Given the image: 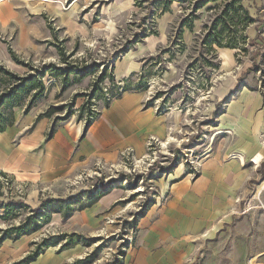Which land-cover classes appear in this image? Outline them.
<instances>
[{
	"label": "rangeland",
	"instance_id": "1",
	"mask_svg": "<svg viewBox=\"0 0 264 264\" xmlns=\"http://www.w3.org/2000/svg\"><path fill=\"white\" fill-rule=\"evenodd\" d=\"M202 1L0 0V94L23 80L25 86L13 96L19 105L12 111L20 122L29 115L51 113L44 117L50 128L76 123L86 127L87 111L104 109L102 93L113 89L122 96L128 85L130 91L142 93L145 107L162 116L167 128L163 137L152 135L159 141L151 149L148 138L142 155L134 152L126 158L121 151L115 161H106L121 165L119 172L103 170L99 176L94 160L70 177L81 176L75 185L69 179L58 188L31 185L15 200L31 209L47 198L82 199L72 205L74 216L64 215L65 210L51 213L47 224L30 233L35 242L25 256L43 238L63 233L76 235L75 243L52 264H129L148 203H164L173 183L199 175H189L193 166L201 171L207 156L236 143L234 131L221 125L220 115L243 84L251 92L263 90L264 40L258 42L253 35L254 28L256 37L262 31L264 0H240L243 10L225 20L228 32L223 36H218L220 17L232 0H208L200 7ZM244 11L253 21L243 27L238 17ZM238 36L249 43L240 39V48L228 46ZM214 39L221 45L211 44ZM231 77L234 83L220 95ZM238 132L242 141L245 133L242 128ZM170 135L176 141L164 146ZM145 155L149 161L138 167ZM257 170L261 175L240 190L225 218L210 225L215 230L192 238L184 264H264V171ZM32 191L37 196H29ZM89 192L101 200L90 219L76 213L90 203ZM2 197L0 190V202ZM31 213L18 209L13 217L0 218V228L19 225ZM47 230L51 234L44 236ZM63 243L45 259L60 253Z\"/></svg>",
	"mask_w": 264,
	"mask_h": 264
},
{
	"label": "crops",
	"instance_id": "2",
	"mask_svg": "<svg viewBox=\"0 0 264 264\" xmlns=\"http://www.w3.org/2000/svg\"><path fill=\"white\" fill-rule=\"evenodd\" d=\"M260 29V36L256 37L254 28L253 39L257 38L258 42L264 40V24ZM241 87L228 104L229 107L234 104L233 110L227 107L220 115L221 125L234 131L236 143L227 150L216 149L206 157L198 176L189 181L187 177L178 179L164 203L150 205L139 221L136 247L128 255L129 264H184L192 250V238L225 218V211L229 213L241 195L240 190L261 175L249 159L257 153L264 157V143L259 140V135L264 134V87L260 92H251L248 84ZM244 88L248 89L245 95ZM143 103L140 91L127 90L104 106L87 127L81 123L56 127L48 139L52 128L46 118L37 120L36 115H29L20 122L15 115V123L0 132V172L27 182L32 188H58L96 159L115 161L127 147L142 155L150 136L163 137L167 132L165 119ZM239 128L245 133L242 141ZM234 154L244 156V160L233 157ZM259 168L264 171V159ZM37 194L32 191L28 195ZM99 201L95 199L76 213L90 219ZM34 240L30 234L4 240L0 246V264L22 259ZM51 250H58V245L46 248L29 264H52L65 256L63 249L48 261L45 258Z\"/></svg>",
	"mask_w": 264,
	"mask_h": 264
},
{
	"label": "trees",
	"instance_id": "3",
	"mask_svg": "<svg viewBox=\"0 0 264 264\" xmlns=\"http://www.w3.org/2000/svg\"><path fill=\"white\" fill-rule=\"evenodd\" d=\"M206 2H209L208 0L202 1L200 4V7L206 4ZM240 0H232L229 2L226 6L225 9H223L222 16L220 17V20H222L221 25L222 29L218 33V36H223L225 32H228L226 22L225 20H232L234 17L237 16L239 10H243L242 5H239ZM232 15H231V14ZM230 14V15H229ZM239 22L242 24L244 27L247 25V23L252 22L253 19H251L248 16L247 11H244L241 15L238 17ZM216 27V26H215ZM216 29V28H215ZM240 39L243 40L242 43H244V40L246 38L244 36H238V39L235 40L234 44L228 45L232 48H237L241 42H236L240 41ZM211 44H220L217 42V39L210 40ZM221 45V44H220ZM59 69V68H58ZM62 70V69H59ZM67 73H71L70 69L66 70ZM7 75L11 76L13 79L18 80L17 76L12 75V73L6 72ZM66 74V73H65ZM103 79V78H102ZM101 79V80H102ZM21 80V79H19ZM23 80L21 82L13 85L10 87L6 92L0 94V132H3L6 130L7 127L12 126L15 123V115L14 112L12 111L15 106H18L19 103L13 98L15 93L19 92L23 87H24ZM130 90L129 86L126 85L123 87V91ZM106 93H102L103 99L105 100V95ZM110 94L117 98L120 95H117V91L111 89ZM107 106V104L105 105ZM10 110V113L8 111ZM29 108L27 107L25 109V112H28ZM51 113H43L39 114L37 116V120H40L44 117H50ZM97 113H93L92 110L87 111V121L88 125H90L97 117ZM91 117V118H90ZM55 128H52L51 131L47 134V139L52 136L54 133ZM88 200H90V203L87 205H81L79 210H82L86 207H89L93 202H95V199L98 197L95 194L92 193H87L86 194ZM82 199V196L76 197L75 199L69 198V199H55V198H47L44 201L41 202V206L37 209H31L27 204H25L22 201H1L0 202V207L3 208V214L0 215V218L2 219H8L13 217L15 211L18 209H23L27 208L32 213L26 217V219L20 223L19 225H11L5 229H0V246L2 242L6 239H18L22 235L25 234H30L32 232L38 231L44 224H47L50 219H51V213H62L64 211V215L70 217L73 212V204L80 202ZM153 203V201H150L148 203V206H150ZM75 237L76 235H67V234H61V235H52L43 238L39 243H37V248L35 251L29 253L27 256L22 258L19 261H16L12 264H29L37 259V257L45 250L46 248L50 246H56L62 241L65 240V243L61 245V250L68 248L69 245L75 243Z\"/></svg>",
	"mask_w": 264,
	"mask_h": 264
},
{
	"label": "built area",
	"instance_id": "4",
	"mask_svg": "<svg viewBox=\"0 0 264 264\" xmlns=\"http://www.w3.org/2000/svg\"><path fill=\"white\" fill-rule=\"evenodd\" d=\"M262 35L264 37V31L262 32ZM246 42L249 43V40L247 39ZM241 46L242 44H239L237 48H240ZM105 95L106 96H105L104 104L108 105L115 97H113L108 92H106ZM117 95H119L118 92H117ZM92 111L93 113H97V115L101 112L100 109H93ZM87 119L88 117L85 118L86 125L88 124ZM260 138L262 140V143H264V134H262ZM158 141L159 139L156 136H151L147 143L148 148L151 149L150 147L153 146ZM134 152L135 150L133 147H127L121 152V155L128 158L129 156H134ZM263 159H264L263 155H260L259 153H257L256 155H254L253 157L249 159V162L251 163L253 167L258 168L260 167ZM148 161H149L148 155H145L139 158V160L137 161L138 167H141V164H144V165L147 164ZM202 165H199V167H202ZM94 166H95L94 167L95 173L100 176V172H103V170L119 172L120 170L119 168L121 165L109 164L108 162L102 159H96ZM191 170L193 171L192 173L189 174L191 176L193 174L196 176V173H200V169H198L195 166H193ZM80 178L81 176H75L73 179H69L68 182H70L71 185H75L79 183ZM29 187L30 185L27 182L16 181L11 175L0 172V190L3 195L2 198L4 201H7L6 198L8 199V201L23 198L27 194ZM47 234H51L50 230H47V233H45L44 236H46Z\"/></svg>",
	"mask_w": 264,
	"mask_h": 264
},
{
	"label": "bare ground",
	"instance_id": "5",
	"mask_svg": "<svg viewBox=\"0 0 264 264\" xmlns=\"http://www.w3.org/2000/svg\"><path fill=\"white\" fill-rule=\"evenodd\" d=\"M234 83V77H231L230 78V80L227 82V87H221V89L219 90V93H220V95H223L226 91H227V88L228 87H230L232 84ZM246 90H247V88H244V92H246ZM260 136V135H259ZM174 141H176V139H175V137H173V136H169L168 137V139H167V141L165 140V141H163V145L164 146H167L169 143H172V142H174ZM162 142V141H161ZM261 143H262V140H261ZM249 145H251V144H249ZM237 154H234L233 155V157H235ZM236 158V157H235ZM241 158V157H240ZM242 159V158H241ZM243 160V159H242ZM133 204V203H132ZM215 230V228H212V229H208L206 232H205V234L203 235V236H207V235H209L212 231H214Z\"/></svg>",
	"mask_w": 264,
	"mask_h": 264
},
{
	"label": "water",
	"instance_id": "6",
	"mask_svg": "<svg viewBox=\"0 0 264 264\" xmlns=\"http://www.w3.org/2000/svg\"><path fill=\"white\" fill-rule=\"evenodd\" d=\"M88 126V124L86 125V127Z\"/></svg>",
	"mask_w": 264,
	"mask_h": 264
}]
</instances>
